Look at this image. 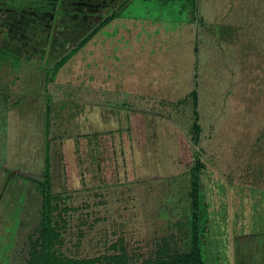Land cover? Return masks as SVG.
<instances>
[{
  "label": "rangeland",
  "instance_id": "rangeland-1",
  "mask_svg": "<svg viewBox=\"0 0 264 264\" xmlns=\"http://www.w3.org/2000/svg\"><path fill=\"white\" fill-rule=\"evenodd\" d=\"M68 1L0 0V264H171L194 164L202 264H264V0Z\"/></svg>",
  "mask_w": 264,
  "mask_h": 264
},
{
  "label": "trees",
  "instance_id": "trees-1",
  "mask_svg": "<svg viewBox=\"0 0 264 264\" xmlns=\"http://www.w3.org/2000/svg\"><path fill=\"white\" fill-rule=\"evenodd\" d=\"M114 16V13H110L108 17ZM108 18L105 17L103 21H106ZM101 22V21H100ZM92 31L89 32L91 34ZM87 34V35H89ZM190 95L193 98V106L195 107V92L192 90L190 92ZM194 112V118H193V123H192V136L191 139L194 143H196L199 135V126L197 124V116ZM47 160H44V168H43V178L40 180L38 183L45 188L47 184ZM191 172L192 176L190 179V191H189V197L191 200V207H192V212H191V218H192V229H191V240H190V247L189 251L176 258L171 264H202L201 259H200V252H199V245H198V236H197V167L194 164L193 167H191ZM48 198L49 196L42 190V218H43V225H42V236H43V245L47 243V227H48ZM46 245V244H45ZM112 262H108V264H111ZM40 264H49L48 263V253L46 246H44L43 252H42V261Z\"/></svg>",
  "mask_w": 264,
  "mask_h": 264
},
{
  "label": "flooded vegetation",
  "instance_id": "flooded-vegetation-1",
  "mask_svg": "<svg viewBox=\"0 0 264 264\" xmlns=\"http://www.w3.org/2000/svg\"><path fill=\"white\" fill-rule=\"evenodd\" d=\"M98 1V0H97ZM69 2L68 0H58V3H59V6L61 7V3H65V4H67V3ZM82 1H80V3H81ZM100 2H102V0H100ZM84 4H86V5H91V3L90 2H86V3H84ZM94 4V3H93ZM100 4V3H99ZM62 11H65V9L64 8H60ZM72 11H77V10H72ZM70 16H73V15H69V17ZM74 16H76V15H74ZM69 19V18H68ZM57 20V19H56ZM64 20V19H63ZM65 20H67V17L65 18ZM72 23H75V25L76 26H78V23H76L75 22V20H73V18L72 17H70V19H69ZM61 21V24H62V19L60 20ZM59 21V22H60ZM58 26V25H57ZM63 26V25H62ZM57 28V27H56ZM60 30H65V35L60 39L61 40V45L62 46H66L67 44H69L68 42H70L72 39H74L73 37H74V34L71 32V30H69L68 28H66V25L64 26V27H62V29H60ZM60 30L58 31V33L60 34V36H61V34L62 33H60ZM73 36V37H72ZM63 41V42H62ZM65 42V43H64ZM64 43V44H63ZM52 44H53V41H52ZM70 45V44H69ZM52 46V45H51Z\"/></svg>",
  "mask_w": 264,
  "mask_h": 264
},
{
  "label": "crops",
  "instance_id": "crops-1",
  "mask_svg": "<svg viewBox=\"0 0 264 264\" xmlns=\"http://www.w3.org/2000/svg\"><path fill=\"white\" fill-rule=\"evenodd\" d=\"M54 40V39H53ZM25 42H23V44H24ZM70 48V47H69ZM130 117V116H129Z\"/></svg>",
  "mask_w": 264,
  "mask_h": 264
}]
</instances>
